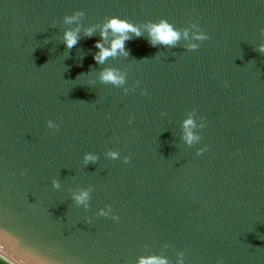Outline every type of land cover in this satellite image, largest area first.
Segmentation results:
<instances>
[{"label":"water","instance_id":"water-1","mask_svg":"<svg viewBox=\"0 0 264 264\" xmlns=\"http://www.w3.org/2000/svg\"><path fill=\"white\" fill-rule=\"evenodd\" d=\"M75 11L85 26L113 15L198 22L209 39L188 51L183 39L152 47L145 32L126 42L128 57L98 65V31H81L71 49L63 42L74 27L63 17ZM262 29L264 0H0L5 226L58 264L161 253L175 264L180 251L186 264H264ZM105 67L126 71L135 91L101 84ZM193 110L206 126L189 147L180 125ZM87 152L98 161L85 165ZM88 188L89 208L76 207L72 193ZM105 206L118 221L97 215Z\"/></svg>","mask_w":264,"mask_h":264},{"label":"clouds","instance_id":"clouds-1","mask_svg":"<svg viewBox=\"0 0 264 264\" xmlns=\"http://www.w3.org/2000/svg\"><path fill=\"white\" fill-rule=\"evenodd\" d=\"M85 13L83 11H75L71 15L63 17V23L74 27L65 29L63 35V42L68 49L73 48L81 38V31L84 36L91 38L97 31L100 39L95 42L94 47L98 50L93 59L98 65H103L109 58H117L119 56L128 57L129 51L126 49V42L133 38H139L147 32L148 42L152 47L157 45H164L175 47L182 39L186 42L184 47L188 51H196L200 44L209 39V36L204 32L198 22L191 23L188 27L183 29L177 28L167 19H160L158 22L147 21L143 24H135L125 18L119 16L106 17L102 23H96L85 26L82 19ZM264 34V29L261 30ZM258 51L264 53V43L258 46ZM101 84L112 85L122 88L125 93L134 92L135 88H129L127 84V72L122 71L116 67H105L101 69L98 75ZM146 94V93H142ZM199 120V123L197 122ZM131 123V121H129ZM181 140L187 146L198 144L201 141V136L198 129L206 126L203 118L197 117L195 110L189 112L185 119L181 121ZM49 129H57L58 125L52 121H47ZM206 148L197 150V155L202 154ZM106 156L111 160L120 159V152L118 150H109ZM99 157L92 152L84 154V164L89 162H97ZM124 163H129V157H124ZM53 188L59 189L60 182L54 180L52 182ZM91 188L80 189L72 193V199L76 207H82L87 210L90 206ZM99 216L111 217L112 220L118 221L119 217L112 215L111 206H105L104 209L99 210ZM87 223H91V219L86 218ZM147 247V246H145ZM20 250L16 256L12 253ZM177 259L175 264H186L185 253L183 251L177 252ZM0 264H58L57 261L49 259L37 253L30 246L26 245L19 237L15 236L5 226L4 221L0 218ZM133 264H173L169 258L161 254H147L138 256ZM216 264H224L223 259H218Z\"/></svg>","mask_w":264,"mask_h":264}]
</instances>
